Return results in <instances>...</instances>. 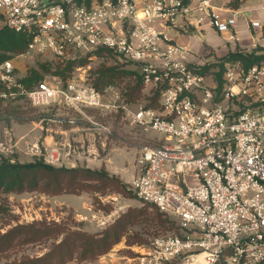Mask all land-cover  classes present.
<instances>
[{
  "label": "built area",
  "instance_id": "1",
  "mask_svg": "<svg viewBox=\"0 0 264 264\" xmlns=\"http://www.w3.org/2000/svg\"><path fill=\"white\" fill-rule=\"evenodd\" d=\"M243 14L219 9L213 0H0V31L24 34L27 55L68 62L109 53L159 92L157 108L133 110L119 104L113 86L102 93L81 70L27 88L13 60L0 64V100L25 98L45 110L41 128L54 121L52 111L90 119L92 110L106 115L124 109L133 124L161 137L163 143L142 152L131 187L143 205L173 219L180 234L130 248L134 256L122 257L129 264H264V62L245 68L225 61L220 85L208 74L216 73L218 58L177 42L206 25L239 40L232 32ZM250 26L261 32L252 35L251 48L258 50L264 27L259 21ZM64 122L77 127L72 119ZM97 127L105 138L112 135L110 127ZM71 143L44 152L40 144L20 148L6 131L0 163L15 164L23 153L65 166L80 150Z\"/></svg>",
  "mask_w": 264,
  "mask_h": 264
},
{
  "label": "rangeland",
  "instance_id": "2",
  "mask_svg": "<svg viewBox=\"0 0 264 264\" xmlns=\"http://www.w3.org/2000/svg\"><path fill=\"white\" fill-rule=\"evenodd\" d=\"M200 47L199 45L194 49L198 50ZM26 52H8L5 55L13 60L19 80L24 84L26 80L31 81L29 85L25 84L27 88L46 77L70 78L81 70L80 73L87 82L100 92L105 93L109 86H113L121 96L120 105L133 110L140 107L154 108L156 105L155 92L139 86V74L135 73L138 71L134 66L112 54L101 52L91 59L79 58L61 62L49 55H27ZM227 56L217 59L218 65L214 69L216 73L208 71L218 81L224 69L223 63L237 61L225 60ZM205 58L209 59L211 55ZM44 115L45 110L34 107L25 98L18 101L0 100V140L4 138L6 131H11L15 140L20 142V148L40 144L44 152L50 146L45 143V137L51 133V129H69L70 136L68 134L67 139L55 143L65 145L70 141L73 146L80 147L78 153L71 157L72 161L77 160L64 164L65 166L52 167L105 171L107 180L81 182L90 188L76 194L56 195L55 187L50 182L53 178L26 172L16 173L0 167L3 177L0 179V237L18 226L42 223L67 231L54 238L47 237L31 242L23 241L22 236L12 247L0 252V264L43 257L58 246L67 237V233L99 236L117 224H125L126 231L121 241L107 255L90 261L84 260L78 251L72 259L65 258L66 264H129L122 257L134 256L130 248L146 247L160 236L180 234L173 219L155 208L143 205L131 187L132 181L139 174L138 161L142 152L163 143L160 136L133 124L124 109L119 113L106 115L92 110L89 111L90 119L72 110L52 111L49 115L54 121H44L41 130L40 122L45 119ZM70 119L76 122L75 129L64 122ZM98 125L110 127L112 135L105 138L100 134ZM90 158L92 161L87 160ZM40 162L43 161L39 157L31 158L19 153L16 163L9 164ZM160 219L166 222L164 228L158 223Z\"/></svg>",
  "mask_w": 264,
  "mask_h": 264
},
{
  "label": "trees",
  "instance_id": "3",
  "mask_svg": "<svg viewBox=\"0 0 264 264\" xmlns=\"http://www.w3.org/2000/svg\"><path fill=\"white\" fill-rule=\"evenodd\" d=\"M231 2L233 9L237 10L240 3ZM29 40L24 34L15 33L8 29L0 31V64L7 60H11L5 53H22L27 51ZM4 52V53H3ZM223 60V59H222ZM225 60L240 61L245 68L252 65L264 62V54L253 52L251 54L243 53H230ZM207 70V69H206ZM224 71V69H223ZM136 74H139L135 72ZM222 75L220 76V85L222 84ZM66 78V77H65ZM139 86L142 87L141 76L138 75ZM67 79V78H66ZM31 81L26 80L25 84L29 85ZM97 89V88H96ZM100 91L99 89H97ZM135 93L134 88L132 89ZM132 94V96H133ZM130 95V97H132ZM159 92H155V107H158ZM154 107V108H155ZM0 167L13 172H26L31 175L37 176L40 174L42 177L53 178L50 180L51 184L55 187V194L62 193L76 194L90 188L81 182L98 181L104 182L107 180L105 171H91V170H69V169H56L44 162L26 165H11L8 162L0 163ZM3 174L5 170L2 171ZM0 174V179H2ZM45 189V188H44ZM48 189V188H46ZM159 225L164 228L166 222L162 219L159 220ZM126 231L125 224H117L106 233L99 236H93L85 233H67V237L58 245L55 246L48 254L40 258L30 259L26 258L18 263L7 264H66L65 258L72 259L73 256L79 251L84 260L94 261L102 256L107 255L116 244L121 241L124 232ZM67 231L58 226H51L42 224H33L30 226H18L9 231L6 235L0 237V252L9 249L13 246L18 238H23L25 242L39 241L43 238H54Z\"/></svg>",
  "mask_w": 264,
  "mask_h": 264
},
{
  "label": "crops",
  "instance_id": "4",
  "mask_svg": "<svg viewBox=\"0 0 264 264\" xmlns=\"http://www.w3.org/2000/svg\"><path fill=\"white\" fill-rule=\"evenodd\" d=\"M214 5L219 9H233L231 2L235 0H213ZM240 7L238 9L244 12L242 18L238 21L236 28H234L232 35L239 40H232L230 34H220L209 25L204 26L203 29L196 31L193 30L190 34H184L177 38V42L182 46L192 50L196 55L205 57L208 54L212 58H221L229 55L230 53H245L251 54L257 52L258 54H264V48L262 45L264 41L260 42L258 50H253L252 35H259L261 32L257 31L250 26L251 21H259L264 27V0H238ZM201 46L198 50L194 48ZM42 130L43 128L40 127ZM71 130L61 129L56 127L51 129V133L45 137V143L47 145H53L55 142L67 139L68 134L70 136ZM92 161L91 158L87 159Z\"/></svg>",
  "mask_w": 264,
  "mask_h": 264
},
{
  "label": "bare ground",
  "instance_id": "5",
  "mask_svg": "<svg viewBox=\"0 0 264 264\" xmlns=\"http://www.w3.org/2000/svg\"><path fill=\"white\" fill-rule=\"evenodd\" d=\"M198 262L202 263V259L199 258V259H198Z\"/></svg>",
  "mask_w": 264,
  "mask_h": 264
}]
</instances>
